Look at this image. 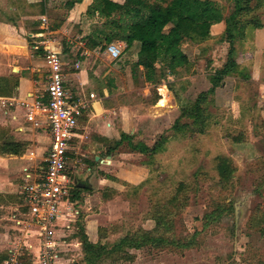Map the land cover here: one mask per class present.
<instances>
[{
	"label": "rangeland",
	"instance_id": "1",
	"mask_svg": "<svg viewBox=\"0 0 264 264\" xmlns=\"http://www.w3.org/2000/svg\"><path fill=\"white\" fill-rule=\"evenodd\" d=\"M41 1L0 0V22L9 25L0 26V35L9 43L27 42L29 47L59 41L70 64L87 52V63L81 67L87 71V92L93 90L102 99L120 90V103L132 118V130L122 132L119 141L107 140L101 151L111 156L115 149L139 153L124 155V163H143L148 173L140 185L119 182L118 187L103 189L98 196L84 189L73 191V201L81 206V213L67 245L58 253L69 263L61 260V264H264V69L259 70L264 48L257 54L263 59L257 62L254 28L236 40L233 59L237 67L217 86L213 83L230 51L219 38L205 43L185 41L183 49L191 65L174 75L157 65L162 77L149 84L135 67V45L126 50L125 43L113 42L122 50L116 60L100 47L91 48L92 34L104 29L103 20L84 16L74 24L65 12L62 17L49 18L50 26L43 30ZM216 2L226 15L233 9L231 0ZM55 7L63 8L61 4L51 8ZM260 16L264 18V9ZM47 31L56 34H44ZM14 50L22 53L25 48L17 46ZM165 90L169 93L166 101L162 97ZM154 106L162 109L156 112ZM76 152L73 146L68 173L88 189L86 165L95 164V154L86 158ZM221 158L229 159L237 168L234 179L223 185L217 175ZM182 183L186 185L184 191L171 204ZM219 206L226 209L223 217L204 227L205 214ZM168 210L174 212L177 235L198 232L193 248L174 253L146 246L131 250L129 258L116 252L128 233L152 231L154 216ZM11 211L14 207L5 211L0 206V258L6 255L13 264H32L23 231L6 219ZM88 215L93 221L91 234L95 239L99 235L98 243L104 248L93 262L84 253L79 235L81 227L87 235Z\"/></svg>",
	"mask_w": 264,
	"mask_h": 264
},
{
	"label": "crops",
	"instance_id": "2",
	"mask_svg": "<svg viewBox=\"0 0 264 264\" xmlns=\"http://www.w3.org/2000/svg\"><path fill=\"white\" fill-rule=\"evenodd\" d=\"M112 1L120 4L125 2V0ZM92 2L93 0H83L71 11L66 10L64 7L62 9H60L61 7L48 8L41 21L43 18H47L48 27L46 28H49V18L62 17L66 12L69 15V22L79 23ZM1 25L9 26L3 22H0ZM46 28L42 27L43 30ZM225 29V22L213 25L211 28L212 38H219ZM254 33L255 47L257 48L255 50L256 61L259 62L263 59L257 54L261 53L264 48V29H257ZM44 34L53 35L56 33L47 31ZM7 39V37L3 38V35H0V147L4 144H16L20 147L18 148V154H0V196L16 197L22 189V178L25 172L38 167L45 159L51 146V132L47 121L40 115L36 117V120L29 119V114L35 111L34 108L36 107L32 108V106L37 105L36 102H45L47 96L48 68L44 61V50L45 47L49 46H54L61 53L64 63L65 89L68 96L73 101H85L89 106V110L80 119V128L71 145L76 147L77 155L81 154L87 158L90 154H95V164L91 167L86 165L89 188L87 189L85 183L78 182V185L75 179L76 185L90 191L94 196H98L100 195L99 191L106 188H116L119 186V182L134 185L143 183L148 174L146 166L143 163H124V155L140 156L139 153L125 154L123 151L115 149L111 156L105 150H102L103 153L101 151L107 140L119 141L122 132L128 134V131L132 130V123H129L132 118L124 111L127 107L120 103V95L122 94L120 90L112 95L114 97H109L107 93L106 97L102 99L98 98L93 90L87 92L89 83L87 71L81 68L83 64L87 63L89 57L87 52H82L80 56H76L70 64L65 60L63 46L59 41H48L43 45L34 44L29 47L27 42L25 44H19V42L9 43ZM136 43L134 45L137 48L136 54L138 55L140 45L137 46ZM17 46L23 47L25 50L22 53L16 52L14 48ZM189 60L191 62L190 58ZM77 62H80L79 69L75 68ZM263 63L259 65L260 71L264 69ZM165 91L169 95L168 90ZM90 94H94L96 98L90 99ZM162 97H164L163 94ZM23 103L24 105H22ZM153 108L156 112L162 109L157 108V106ZM18 200L13 201L12 204L0 203L1 210H12L16 206L15 202H19ZM13 214L14 212L11 211L10 216L7 215L6 219L12 221ZM86 217L87 235L89 240L96 244L99 241V235H96L97 239H95L91 234L93 221L90 215ZM37 234V230H31L30 234H22L26 240L24 246L27 251L30 250L32 264H40Z\"/></svg>",
	"mask_w": 264,
	"mask_h": 264
},
{
	"label": "trees",
	"instance_id": "3",
	"mask_svg": "<svg viewBox=\"0 0 264 264\" xmlns=\"http://www.w3.org/2000/svg\"><path fill=\"white\" fill-rule=\"evenodd\" d=\"M82 1L42 0L40 13L45 15L47 9L56 4H61L66 10L71 11ZM231 2L233 9L226 15L223 6L214 0H125L123 4L112 0H93L85 16L103 20L104 29L93 32L91 48L100 47L105 51L113 42H122L126 44V50H130L134 43L138 42L140 50L135 67L144 73L147 83L154 84L158 77H162V74H158L156 70L157 65L169 75L177 74L182 68H188L191 62L183 49L185 41L202 43L207 40L212 41L216 39L211 36L212 26L225 22L226 29L218 40L221 39L223 44L227 43L230 51L226 65L218 70L219 77L213 83L217 86L222 77L230 74L237 67L233 59L236 40L245 38L248 29L254 28L255 31L264 29V18L260 16L264 9V0H231ZM261 110L264 112V104ZM19 147L16 144H4L0 147V154H18ZM236 172V166L229 159L219 160L217 175L220 184L229 183L234 179ZM185 187L183 183L179 185L171 204L178 200ZM81 190L82 188L76 185L74 191ZM74 196L73 194V200ZM18 199H21L19 195L0 196V203ZM170 211L172 210L154 216L156 226L152 231L138 230L128 233L116 247V252L129 258L131 250H141L146 246L153 250H169L174 253L193 248L196 245L195 238L198 232L193 235H177L175 215ZM225 211L226 209L219 206L212 213L205 214L204 227L220 220ZM79 235L83 251L89 256V261L93 262V257L99 259L100 252H104L101 244L92 243L85 234L84 227H81ZM7 258L6 255L2 256L0 264Z\"/></svg>",
	"mask_w": 264,
	"mask_h": 264
},
{
	"label": "built area",
	"instance_id": "4",
	"mask_svg": "<svg viewBox=\"0 0 264 264\" xmlns=\"http://www.w3.org/2000/svg\"><path fill=\"white\" fill-rule=\"evenodd\" d=\"M42 23L48 27L47 18H43ZM44 51L48 68L46 102H36L37 105L32 106H36L35 111L29 114V119L36 120L40 115L47 121L51 146L43 162L25 172L18 194L21 201L14 207L12 222L22 233L38 231L40 264H61V260L69 263L58 253L62 245H67L81 213L72 198L76 181L68 173L71 142L89 106L85 101H73L68 96L61 53L51 46L45 47ZM106 53L116 60L122 55V50L119 45L111 44ZM75 68H80V62L75 64ZM95 98L94 94H90V99ZM13 263V260L4 262Z\"/></svg>",
	"mask_w": 264,
	"mask_h": 264
},
{
	"label": "bare ground",
	"instance_id": "5",
	"mask_svg": "<svg viewBox=\"0 0 264 264\" xmlns=\"http://www.w3.org/2000/svg\"><path fill=\"white\" fill-rule=\"evenodd\" d=\"M54 47V46H53ZM163 93H164V101H166L169 97V95L167 94V92H165V91H163Z\"/></svg>",
	"mask_w": 264,
	"mask_h": 264
}]
</instances>
